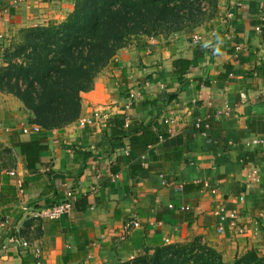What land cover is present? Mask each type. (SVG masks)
<instances>
[{
	"label": "crops",
	"instance_id": "obj_1",
	"mask_svg": "<svg viewBox=\"0 0 264 264\" xmlns=\"http://www.w3.org/2000/svg\"><path fill=\"white\" fill-rule=\"evenodd\" d=\"M213 1L192 31L121 48L62 128L24 132L30 111L0 91V264H107L196 236L224 264L264 254V143L252 142L264 134V0ZM74 2L0 0V47L64 20ZM96 109L108 117L84 125ZM69 190L70 215L37 216ZM220 208L236 228L218 229ZM11 235L29 248L4 249Z\"/></svg>",
	"mask_w": 264,
	"mask_h": 264
},
{
	"label": "trees",
	"instance_id": "obj_2",
	"mask_svg": "<svg viewBox=\"0 0 264 264\" xmlns=\"http://www.w3.org/2000/svg\"><path fill=\"white\" fill-rule=\"evenodd\" d=\"M205 5L212 6L214 1L75 0L64 20L20 30L7 65L0 69V88L23 102L33 115L32 124L62 128L80 116L82 92L93 88L97 75L134 35L167 33L197 24L195 15ZM107 264L224 261L217 249L196 236L145 248L137 256ZM233 264H264V254L249 250Z\"/></svg>",
	"mask_w": 264,
	"mask_h": 264
},
{
	"label": "built area",
	"instance_id": "obj_3",
	"mask_svg": "<svg viewBox=\"0 0 264 264\" xmlns=\"http://www.w3.org/2000/svg\"><path fill=\"white\" fill-rule=\"evenodd\" d=\"M263 10H264V4L262 6ZM203 41V36L199 33H194L192 35V42L194 44H201ZM262 93L264 94V89L262 90ZM243 98L245 97L244 94L241 95ZM130 98H134L135 97V93L131 92L129 94ZM131 107V103L128 102L124 105L125 109H129ZM108 117V111L106 109H96L94 111H92V113L87 116L84 117L82 119V123L84 125H89V124H93L95 122H99L101 120H104ZM125 121H124V128H128L130 126V117L129 115L125 116ZM197 125H199V122H197ZM29 129H32L33 131H39L40 126L33 124L32 126H30L29 128H24L23 131L27 132ZM252 142L254 144H262L264 143V134L260 135V136H256ZM11 173L13 174L14 172L11 171ZM76 199V192L73 190H69L66 192L64 198L62 200H60L59 202L53 203L52 205L45 207L41 210H38L36 212L37 216H40L42 218H45L47 220H57L59 218H61L62 216L65 215H70L72 212V206L73 203ZM171 206V205H170ZM184 207H180V209H183ZM217 216H218V222H217V227L219 230H223L225 228V226H229L230 228H236L238 226V217L236 212L234 211H224L223 208H220L217 211ZM0 221H2L0 219ZM5 222V220H4ZM139 224V222L137 220H131L129 222V226H137ZM238 232L239 233H244V229L238 227ZM127 229L125 230V232L121 235V239H125L126 238V234H127ZM8 245V246H7ZM10 245H15L18 246L24 250L29 248V241L24 239L23 237L19 236V235H11L9 237H6V241L4 242L3 248H7Z\"/></svg>",
	"mask_w": 264,
	"mask_h": 264
},
{
	"label": "rangeland",
	"instance_id": "obj_4",
	"mask_svg": "<svg viewBox=\"0 0 264 264\" xmlns=\"http://www.w3.org/2000/svg\"><path fill=\"white\" fill-rule=\"evenodd\" d=\"M214 7V6H213ZM209 9H211V7H209ZM207 10H206V5H205V7H203L202 9H201V12L199 11L198 12V14L197 15H195V18H196V21H197V24H192V25H187L186 27H184V28H182V29H180V30H176V31H171V32H167V33H153V34H138V35H134V39L132 40V41H130L128 44H127V46H125V47H129V46H131L132 44L131 43H133L134 42V40L138 37V36H143V35H145V36H156V37H158V36H167V35H171V34H175V33H177V32H190V31H192L199 23H200V21L202 22L203 20H205L206 18H208V14H207V12H206ZM18 40H19V38H18V34H16V36H14L13 37V40H11V41H9V43L8 44H6L5 46H1L0 47V69L3 67V66H6L7 65V62H6V60H7V56L8 55H10L11 54V52L13 51V48L15 47V45L17 44V42H18ZM124 47V48H125ZM0 91L1 92H4V93H11V92H8V91H6V90H3V89H1L0 88ZM11 94H13V93H11ZM13 95H15V94H13ZM16 96V95H15ZM17 97V96H16ZM29 120H31L32 118H33V115H32V113H31V111H30V113H29ZM41 127V126H40ZM220 252V251H219ZM246 252H244V253H242V254H245ZM237 258V257H236ZM119 259H121V258H119V257H114L113 259H111V260H109V262L108 263H111V262H116L117 260H119Z\"/></svg>",
	"mask_w": 264,
	"mask_h": 264
}]
</instances>
